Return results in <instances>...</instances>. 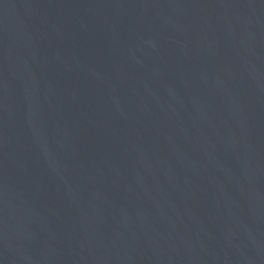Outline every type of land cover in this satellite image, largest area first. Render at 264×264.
I'll use <instances>...</instances> for the list:
<instances>
[{
    "label": "water",
    "instance_id": "95a60500",
    "mask_svg": "<svg viewBox=\"0 0 264 264\" xmlns=\"http://www.w3.org/2000/svg\"><path fill=\"white\" fill-rule=\"evenodd\" d=\"M0 264H264V0H0Z\"/></svg>",
    "mask_w": 264,
    "mask_h": 264
}]
</instances>
